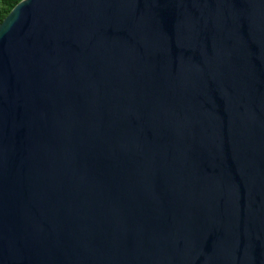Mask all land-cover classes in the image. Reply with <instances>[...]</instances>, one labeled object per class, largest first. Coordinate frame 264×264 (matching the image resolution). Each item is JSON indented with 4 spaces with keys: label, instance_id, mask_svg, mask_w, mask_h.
<instances>
[{
    "label": "water",
    "instance_id": "1",
    "mask_svg": "<svg viewBox=\"0 0 264 264\" xmlns=\"http://www.w3.org/2000/svg\"><path fill=\"white\" fill-rule=\"evenodd\" d=\"M0 264H264V0L17 2Z\"/></svg>",
    "mask_w": 264,
    "mask_h": 264
},
{
    "label": "trees",
    "instance_id": "2",
    "mask_svg": "<svg viewBox=\"0 0 264 264\" xmlns=\"http://www.w3.org/2000/svg\"><path fill=\"white\" fill-rule=\"evenodd\" d=\"M20 0H0V22Z\"/></svg>",
    "mask_w": 264,
    "mask_h": 264
}]
</instances>
